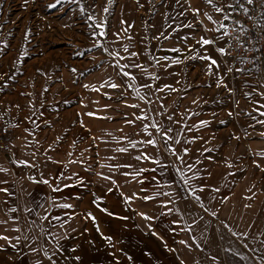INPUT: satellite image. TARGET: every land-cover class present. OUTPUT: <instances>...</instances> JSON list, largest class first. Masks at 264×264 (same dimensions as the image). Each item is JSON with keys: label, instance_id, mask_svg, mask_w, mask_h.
<instances>
[{"label": "crops", "instance_id": "crops-1", "mask_svg": "<svg viewBox=\"0 0 264 264\" xmlns=\"http://www.w3.org/2000/svg\"><path fill=\"white\" fill-rule=\"evenodd\" d=\"M189 1L192 27L158 30L155 15L150 35L127 51V83L139 87V102L127 99L120 120L101 122L100 93L91 87L64 111L77 117L67 136L41 133L48 128L36 117L50 116L55 103H33L19 114L25 118L11 112L15 122L5 116L0 264H264V156L228 155L245 148L234 140L211 157L216 138L205 128L228 122L219 100L246 77L221 53L219 11L234 0ZM202 93L218 102L192 117ZM153 96L160 108L146 109Z\"/></svg>", "mask_w": 264, "mask_h": 264}, {"label": "rangeland", "instance_id": "rangeland-1", "mask_svg": "<svg viewBox=\"0 0 264 264\" xmlns=\"http://www.w3.org/2000/svg\"><path fill=\"white\" fill-rule=\"evenodd\" d=\"M198 1L207 5L213 2ZM190 6L189 0H0V114L5 119L11 112L22 114V110H29L33 103L40 102L39 108L55 103L50 116L46 111L45 114L39 111L36 117L40 127L48 128L41 133L50 135L61 129L67 136L78 129L77 117L64 111L73 104L79 105L83 88L91 87V92L100 93L101 122L120 120L125 114L127 99L133 100L134 104L129 105L135 108V103L139 102V87L132 85L130 77V84L127 83V76L131 74L125 66L127 51L131 54L137 37L141 40L150 35L155 15L158 30L192 27ZM235 7L236 0L226 13L219 11L224 15V29L225 15H230ZM148 49L147 46L149 66L155 59ZM150 66L151 74L156 75L158 68ZM240 71L245 72L246 77L239 83L231 81L228 98L219 100L229 107L228 122L214 124L216 128L212 125L205 128L216 138L211 142V157L223 155L225 141L237 140L245 148L241 153L237 148H229L228 155L233 151L235 156L248 162L256 150L264 156V147H261L264 146V67L260 72ZM93 79L96 84H91ZM151 87L158 90L156 84H149V90ZM201 96L204 99L196 102L192 117L218 102L206 99L204 93ZM63 97L74 99L63 102ZM153 97L155 99L145 100L146 109H151L149 104L153 102L156 103L154 108H160L159 100ZM17 115L11 116L14 122L21 116ZM60 118L62 126L58 123ZM206 124H211V120ZM220 127L228 131L217 129ZM196 136L194 132L192 139Z\"/></svg>", "mask_w": 264, "mask_h": 264}, {"label": "built area", "instance_id": "built-area-1", "mask_svg": "<svg viewBox=\"0 0 264 264\" xmlns=\"http://www.w3.org/2000/svg\"><path fill=\"white\" fill-rule=\"evenodd\" d=\"M221 53L244 70L264 67V0H236V7L225 15ZM0 114V157L8 153L9 132Z\"/></svg>", "mask_w": 264, "mask_h": 264}]
</instances>
